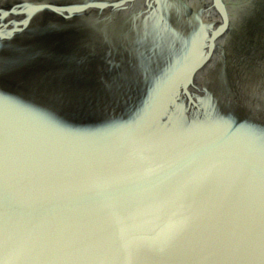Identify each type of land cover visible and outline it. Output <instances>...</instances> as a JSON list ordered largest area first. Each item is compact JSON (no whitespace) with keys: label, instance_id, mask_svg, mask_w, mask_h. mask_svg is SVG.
<instances>
[{"label":"water","instance_id":"obj_1","mask_svg":"<svg viewBox=\"0 0 264 264\" xmlns=\"http://www.w3.org/2000/svg\"><path fill=\"white\" fill-rule=\"evenodd\" d=\"M0 264H264V0H0Z\"/></svg>","mask_w":264,"mask_h":264},{"label":"snow or ice","instance_id":"obj_2","mask_svg":"<svg viewBox=\"0 0 264 264\" xmlns=\"http://www.w3.org/2000/svg\"><path fill=\"white\" fill-rule=\"evenodd\" d=\"M149 6H150V5H149ZM26 8H28V10H29L30 12H33V13L38 12V11L41 10V9H37V8H35L34 6H26ZM205 27H207V26H205Z\"/></svg>","mask_w":264,"mask_h":264}]
</instances>
